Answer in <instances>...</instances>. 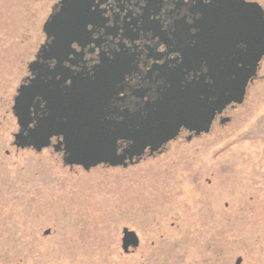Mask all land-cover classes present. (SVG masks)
Listing matches in <instances>:
<instances>
[{"label": "rangeland", "instance_id": "374dc122", "mask_svg": "<svg viewBox=\"0 0 264 264\" xmlns=\"http://www.w3.org/2000/svg\"><path fill=\"white\" fill-rule=\"evenodd\" d=\"M56 1L0 0V264H264V57L224 125L127 167L63 166L60 145L14 146L11 109Z\"/></svg>", "mask_w": 264, "mask_h": 264}, {"label": "water", "instance_id": "95a60500", "mask_svg": "<svg viewBox=\"0 0 264 264\" xmlns=\"http://www.w3.org/2000/svg\"><path fill=\"white\" fill-rule=\"evenodd\" d=\"M184 3L190 22L177 4L171 12L177 19L156 33L177 55L148 70L129 96H117L124 70L136 68L119 59L92 75L71 72L64 64H77L73 45L90 41L93 10L89 0L55 2L42 25L44 40L13 97L14 146L39 151L59 143L63 166L89 170L127 167L146 150L160 153L182 129L208 133L226 106L243 103L259 69L264 10L246 0ZM142 24L151 30L149 20ZM66 80L71 83L65 86ZM122 233L124 252L138 246L133 230L124 227ZM240 262L238 257L235 264Z\"/></svg>", "mask_w": 264, "mask_h": 264}, {"label": "flooded vegetation", "instance_id": "af4514ba", "mask_svg": "<svg viewBox=\"0 0 264 264\" xmlns=\"http://www.w3.org/2000/svg\"><path fill=\"white\" fill-rule=\"evenodd\" d=\"M246 1L256 2L264 10L263 5L257 0ZM184 2L187 0H89L93 10V25L89 27H92L94 32L88 43L82 46L73 45L77 52V64L65 63L64 65L68 66L74 74L81 72L83 75H92L103 63L110 64L115 60L129 59L133 69H136L124 70L123 79H120L116 85L117 90L120 91L117 96H129L131 87L134 88L141 83L142 76L148 70L155 65L163 64L167 58L177 55L174 52L168 53L169 47L165 46L164 40L161 41L156 33L158 30H165L177 19L174 14H171L177 4L179 10L187 15L185 20L190 22L188 7ZM143 19L151 22L149 24L151 30L143 26ZM153 27L157 28V31H152ZM254 78L255 76L253 80ZM70 83V80H66L64 85ZM235 106L237 105L226 106L221 113L215 116L212 125L216 121L223 125L229 122L230 118L226 112ZM225 118L227 120L221 122ZM183 136L186 140L197 137L193 132L182 129L172 141ZM167 144L162 148L163 151ZM56 145L60 144L55 143ZM157 154L159 153L150 154L146 150L141 159L154 158Z\"/></svg>", "mask_w": 264, "mask_h": 264}]
</instances>
